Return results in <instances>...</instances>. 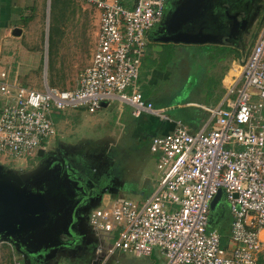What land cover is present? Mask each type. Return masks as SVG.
Listing matches in <instances>:
<instances>
[{
  "label": "built area",
  "instance_id": "1",
  "mask_svg": "<svg viewBox=\"0 0 264 264\" xmlns=\"http://www.w3.org/2000/svg\"><path fill=\"white\" fill-rule=\"evenodd\" d=\"M99 18L88 66L70 90L21 85L0 72V155L37 159L56 136V112L96 114L104 102L129 106L131 116L170 121L166 108L144 100L138 85L147 33L164 14L165 0H76ZM240 64L225 108H207L211 125L191 134L177 122L150 139L158 172L144 200L102 199L88 219L104 260L116 252L164 264H259L264 260V12L255 43ZM209 124H207L208 126ZM206 126V127H207ZM3 161V160H2ZM222 190L231 226L226 244L209 224L210 204ZM102 263V262H101ZM14 264H19V262Z\"/></svg>",
  "mask_w": 264,
  "mask_h": 264
},
{
  "label": "rangeland",
  "instance_id": "2",
  "mask_svg": "<svg viewBox=\"0 0 264 264\" xmlns=\"http://www.w3.org/2000/svg\"><path fill=\"white\" fill-rule=\"evenodd\" d=\"M192 1L165 0L163 21L160 27L157 26L152 30V33L163 30L170 23L174 14L190 5ZM62 2L66 4L58 5L51 11V0H16L17 15L11 27L17 28L21 35H13L11 32V35L6 39H2V34L0 35V50L2 53L6 52L4 55L10 57L9 59L13 63L24 69L20 75V81L28 87L43 90L41 74L45 50L47 51L45 64L47 65L48 81L52 86L59 89H73L80 74L90 62L98 29L97 14L91 7L81 5L76 0H61ZM251 6L254 9L252 14H250ZM262 6L264 7V0H251L246 15H248L249 26H252L248 31L254 37L252 39L248 36L241 38L234 45L236 51L245 48L246 50H240L245 54L254 45L263 19ZM23 14L26 16L23 17ZM182 47L173 44L164 45V48H168L175 57ZM183 48L193 50L197 54L195 52L184 53V59L178 65L189 64V69H186L185 73L179 69L180 76L166 84V95L163 99L155 101L159 105H163L166 100L173 103H184L188 97V94L183 90L186 74L191 72L194 83L196 81L195 75L200 70L198 63L199 59L202 58L201 56L206 58L213 56V52L206 53L205 50L219 49L215 46L194 45ZM222 51L224 52V50ZM185 111L189 115L188 118H185L187 127L201 126L203 128L210 120V116L202 111L195 109H185ZM185 111H179V113H182L183 116ZM122 112L124 115L121 124L117 120L119 109L109 100L104 102V108L101 111L92 115L84 110L56 112L52 116L56 136L50 140L47 149L61 148L70 153H79L81 146L84 145L86 148L90 147V153L93 155L105 154L109 159L106 164L112 167L111 170L116 175V183H118L117 188H115L117 191L115 193L108 192L106 195L127 200H140L142 194L152 190L158 179L155 156L148 149L152 134L149 129L147 134L141 133L142 136H137L135 139H131L129 134H133L130 129L132 125L149 120L147 118L149 115L143 114L139 119H132L126 105H123ZM190 133L195 134L196 132ZM48 152L49 150L45 151V156ZM38 159L12 160L0 155V164L5 169L23 172L26 171L25 169L29 170L30 167L35 166ZM102 197L103 195L95 198L88 208L89 212L97 208L98 201H101ZM108 199H110L108 196L104 197L105 201ZM229 219L228 203L223 197L212 214L211 225L219 229ZM83 232L85 235L91 233L87 222L84 223ZM98 246L97 242L89 241L78 256L61 253L54 257L49 264H101L104 255L99 254L101 257H96ZM123 261L129 264L165 263L163 255L156 249L151 256L136 258H130L116 252L104 264H122ZM14 262L27 264L20 258V254L10 242L0 243V264H14Z\"/></svg>",
  "mask_w": 264,
  "mask_h": 264
},
{
  "label": "flooded vegetation",
  "instance_id": "3",
  "mask_svg": "<svg viewBox=\"0 0 264 264\" xmlns=\"http://www.w3.org/2000/svg\"><path fill=\"white\" fill-rule=\"evenodd\" d=\"M250 3L251 0H212L217 15L214 19L207 17L209 27L217 30L224 41L235 43L245 36L252 39L254 36L248 31L252 26L246 15ZM250 8L252 14L253 6ZM261 11L264 12L263 6ZM47 150V156L38 159L35 166L22 170L27 188L45 193L50 210L32 230L11 241L13 247L23 252L27 264H49L61 253L78 256L89 241L98 243V238L95 241L90 233L83 232L91 213L88 208L99 196L103 195L101 201L105 196L111 197L106 193H115L118 186L105 154L93 155L90 147L84 145L79 153L61 148ZM47 188L52 189L54 197L46 193ZM96 257H101L98 252Z\"/></svg>",
  "mask_w": 264,
  "mask_h": 264
},
{
  "label": "crops",
  "instance_id": "4",
  "mask_svg": "<svg viewBox=\"0 0 264 264\" xmlns=\"http://www.w3.org/2000/svg\"><path fill=\"white\" fill-rule=\"evenodd\" d=\"M17 9L18 8H17L16 0H0V35L2 34L3 37L2 39L8 38L11 35V32L13 35H15L14 32L18 30L17 28L11 27L12 22L15 21L16 19ZM25 16L26 14H23V17ZM19 17L21 18L22 15ZM24 20L26 21V19ZM98 22H99V18H98ZM152 30H150L146 35V40H145L146 45L144 49V56L141 61L138 85L144 100L151 102L155 107L167 109L166 115L168 116L170 121L160 120L155 117L152 118L149 115L147 116L149 120H144L142 123L137 122L136 125H132L130 129L132 130L133 134H129L131 136V139H135L137 138V136H142L141 133L143 135L147 134L148 129L152 134L150 138L154 136H161L171 133L175 129L177 122H180L184 126H186L185 124L187 123L185 118H188L189 115L186 113L185 109H190V110L195 109L202 111L203 113H207L205 111V109L207 108H216V107L225 108L227 106V101L229 99L234 98L233 95H229V90L232 87H234L236 82H238L239 80L240 77L239 63L245 58V55L251 49L250 48L245 54L242 53V51H240L242 50L241 48L239 49V51H236L234 48L236 42L235 43L224 42L223 44L194 45V46H204V47L215 46L216 48L219 49H216L214 51L205 50L206 53L213 52V56L211 58L210 57L206 58L204 56H201L202 58L199 59V63H198L200 70L198 71L197 75H195L196 81L194 83L192 82L191 72L186 74L183 84L184 87L183 90L186 92V94H188V97L185 99L184 103H173L171 101L166 100V102L163 105L161 104L159 105V103L158 102L155 103V101H158L159 99H163L164 95H166V91H165L166 84L174 81V79L180 76L179 69L182 70L183 73H185L186 69H189V64L187 65L181 64L180 66L178 65L180 61L184 59V53L189 54L190 52H195V51L186 50L187 48H183L187 46H193L192 44H173V43L162 42L161 40H159L160 35L157 32L152 33ZM96 38H97V34H96ZM95 44H96V40L94 42V47ZM168 44L177 45L178 47L183 46L178 52L177 57L173 56V54L170 52L168 48H164V45H168ZM222 50H224V52ZM195 53L197 54V52ZM195 53H193V55H196ZM4 54H6V52L2 53V51L0 50V72L6 70L9 71L13 79L14 78L17 79L21 85L26 86L22 84L20 81V77H21L20 75L22 74V72H24V69L13 63V61L9 59L10 57H7ZM46 61H47V51L45 50L43 56L44 66L41 74L42 84L44 85V78H45L47 84L51 87H54L49 83L47 78V72H46L47 65L45 64ZM112 102L119 109L117 120L119 124H121L124 115L122 112L123 105L117 101H112ZM127 107L129 108L130 111L129 113L130 118L139 119V118H133L131 116L130 107L129 106ZM103 108L104 106L102 107V109ZM179 111H185L183 113V116L181 115L182 113H179ZM207 124L209 125L207 126ZM207 124L203 128H201V126L192 127V128L186 126V128L190 129V130L188 129L189 132H194V133L195 132L198 133L204 128L208 130L209 126L211 125V117ZM144 127L145 129H143ZM229 220H231V217ZM222 227L223 226L219 227V229ZM92 237L93 240L95 241L98 238L95 234H93ZM98 240H99L98 245H100L101 241L99 238ZM117 253L126 255L127 257L130 258L131 257L136 258L135 256H132L127 253H121V252H117ZM125 261H123L122 264H129V263H125ZM104 262L105 260H103L101 264H104Z\"/></svg>",
  "mask_w": 264,
  "mask_h": 264
},
{
  "label": "water",
  "instance_id": "5",
  "mask_svg": "<svg viewBox=\"0 0 264 264\" xmlns=\"http://www.w3.org/2000/svg\"><path fill=\"white\" fill-rule=\"evenodd\" d=\"M211 3L209 0H193L190 5L174 14L163 30L156 31L160 35L159 40L166 43L192 45L232 43L224 41V37L222 38L217 30L209 27L207 17L214 19L217 15L216 6ZM163 17L158 24L159 27ZM14 34L19 36L21 32L16 30ZM44 157H46L45 150H38L37 158L43 159ZM19 171L5 169L0 164V243L15 241L27 230H32L35 223L44 215L50 213L45 193L29 190L26 185V175ZM51 190L47 188L46 193L54 197V192L52 193ZM222 198L223 192L218 190L210 204L209 224ZM99 204L100 202L98 206ZM90 235H93L92 232ZM17 251L26 261L23 252Z\"/></svg>",
  "mask_w": 264,
  "mask_h": 264
},
{
  "label": "trees",
  "instance_id": "6",
  "mask_svg": "<svg viewBox=\"0 0 264 264\" xmlns=\"http://www.w3.org/2000/svg\"><path fill=\"white\" fill-rule=\"evenodd\" d=\"M65 4L66 3H64V2L61 3V0H51V6H50L51 11H52V9H55L58 5H61L62 6V5H65ZM49 44H50V37H49ZM149 142H150V140H149ZM151 191L149 190L147 193L142 194L141 200L146 199L148 197V195L150 194ZM230 224H231V220H229L227 223H225V225L222 228L218 229V232H219V234L221 236V243L223 245L226 244V242H227V240L229 238ZM228 230H229V232H228ZM259 264H264V260H261L259 262Z\"/></svg>",
  "mask_w": 264,
  "mask_h": 264
}]
</instances>
